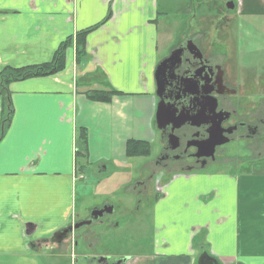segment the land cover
Segmentation results:
<instances>
[{
  "label": "crops",
  "instance_id": "1",
  "mask_svg": "<svg viewBox=\"0 0 264 264\" xmlns=\"http://www.w3.org/2000/svg\"><path fill=\"white\" fill-rule=\"evenodd\" d=\"M182 2L0 0V72L49 62L59 44L111 12L110 20L87 36V60L81 67L75 63L72 42L64 71L10 84L12 116L5 133L0 99V264H36L33 256L39 252L59 251L54 234L80 217L75 208L82 169L75 160L79 129L87 133L84 164L127 167L146 159L133 165V171L157 175L155 155L150 159L152 145L159 144L156 111L160 100L167 104L156 96L155 75L189 31V25H177L170 17L207 15L192 6L181 8ZM262 15L244 11L235 25L251 28L252 20ZM177 32L180 38L174 40ZM212 60L220 62L216 54ZM111 89L121 96L108 104L85 97L88 91ZM131 140L149 145L150 155L128 159L126 143ZM216 178H176L165 188V198L149 208L151 246L145 247L139 237L136 259L128 264H197L203 252L217 264H264V166L236 179ZM144 181L149 185V179ZM138 213L141 217L145 210ZM136 221L139 232L143 227ZM125 227L98 229L99 237L84 241L85 254L95 253L98 240L120 237ZM96 228L92 225L91 231ZM68 250L72 263L71 243ZM10 257L23 261L5 260Z\"/></svg>",
  "mask_w": 264,
  "mask_h": 264
},
{
  "label": "flooded vegetation",
  "instance_id": "2",
  "mask_svg": "<svg viewBox=\"0 0 264 264\" xmlns=\"http://www.w3.org/2000/svg\"><path fill=\"white\" fill-rule=\"evenodd\" d=\"M188 6L197 10L203 7L207 15L188 18V23L194 27L189 25L187 39L177 44L165 58L178 53L179 58L173 63L174 73L170 75L173 79H170V88L163 98L179 120L171 122L162 116L158 126L156 124L161 129L156 128L159 144L157 154L153 157L157 175L151 172L157 183L153 194L155 199H149L151 189L147 182L138 179L131 191L135 201L130 211L109 200L82 211L74 224L59 232L79 224L84 226L71 233L68 231L66 238L61 241V235L52 238L59 250L68 249L70 243L74 246L72 264L134 263L135 255H122L121 258V255H113L114 258L110 256L103 242L99 243L100 240L95 250L101 253L95 251L96 254L87 255V250L79 246L86 240L99 237L98 229H104L105 225L116 227L115 221L123 220L126 221V228L122 238L120 236L116 241L121 244L127 240L120 247L122 251L123 247L126 250L135 249V242L140 235L130 230L138 228L134 223L137 215L135 211H139L142 203L149 205V202L163 200L165 188L176 178L199 179L210 177L206 175L210 174L213 178L236 179L252 173L254 165L264 166V74L253 72L247 75L243 72L247 67L253 69L254 66H260L264 54L259 51L256 59L246 57L239 63L240 56L253 52L250 46L255 41L244 46L239 33L241 27L235 25L238 14L244 11L264 12L261 11L264 10V0H185L181 4V8ZM260 26L264 32V24ZM214 54L218 56V64L213 63ZM188 96H191L190 102L184 100ZM230 153L238 155L236 160L230 158ZM222 167L229 171L222 172ZM104 169L101 165L96 170L100 172ZM150 207L146 208L147 214L148 210L149 214L152 210ZM92 225L97 227L94 232L91 231Z\"/></svg>",
  "mask_w": 264,
  "mask_h": 264
},
{
  "label": "rangeland",
  "instance_id": "3",
  "mask_svg": "<svg viewBox=\"0 0 264 264\" xmlns=\"http://www.w3.org/2000/svg\"><path fill=\"white\" fill-rule=\"evenodd\" d=\"M200 10H205L203 7L200 8ZM171 20L175 21L177 23V25H181V23L183 22V24L186 25V27L188 25L194 27L191 23H188V18H186V16H183L179 13H176L175 15L170 17ZM247 20L248 17H243L240 18ZM264 24V15L259 16L257 18H255L254 20H252L250 27L249 28L247 24H244L242 26V28L239 30V33L242 35V43L244 46H246L247 44L251 45L252 41H255L251 46L250 49L253 52H246L243 54V56L239 57V63L243 62L244 60H246V57L248 58H252V59H256L259 56V50L256 49L255 47L258 46L260 47L262 53L264 54V32L263 27L260 26L258 31L254 32L256 30V28L260 25V24ZM253 30V31H252ZM176 37L174 38V40H177L180 38L179 32L176 33ZM162 54H165V50L162 49L161 50ZM245 74L247 75H251L253 72L257 75L264 74V58L261 59V63L260 66H254L253 69L250 68H246L243 71ZM102 83H105V81H102ZM106 84V83H105ZM152 153H151V157L150 159L157 154V143H155L154 145H152L151 147ZM230 158H232V160H236L237 156L236 154L230 153L229 154ZM252 157V154H250V158ZM146 161V159H142V160H134V162H128L129 165L127 167H123L120 166L121 163H111L110 166H107L104 171H100L98 172L96 170V166L97 164L94 165H86L84 164V162L82 160L78 161V165L79 168L81 167V180H79L76 184V203H75V208L77 213L80 215L82 213V210L84 208H91L95 205H97L98 203H102V201L105 200H109L110 202H113L116 205H120V206H124L127 207L128 211H130V209L134 206V201L135 198L133 197V195L131 194V191L134 187V185L136 184L137 180L140 179L142 181H144V179H149L150 182L149 186L151 189V195L149 196V199H155L154 198V193H155V186L157 185L156 183V179L153 178V176L151 175V172L149 173L148 171H143L141 173V176L138 175V171L134 172L133 170L136 169L139 165L143 164ZM133 165H137V167L133 166ZM254 171H260L261 170V166H257L254 165L253 166ZM222 172H227L229 171L228 168L222 167ZM119 172V173H117ZM223 175H228L230 173H222ZM208 176L211 177L210 174H206ZM236 175H239L236 174ZM144 177V179H143ZM132 178L131 181V185L130 187H126V183H128V181ZM126 187V188H125ZM142 204L144 205V207H142ZM141 206L139 207V209L141 210V213L145 210V213L142 214V216H138L139 213L138 211H135L137 213V215L135 216V220L137 219L136 222L141 223V227L143 228H139V232L137 230H134L133 228H130V230L133 231V234L136 232L137 234H140L139 237H141L143 239V245L145 247H149V245L151 246V232H150V225H149V219H150V214L146 211L147 207L150 208H154L155 206V202L154 203H150L149 205L147 203H142ZM149 211V210H148ZM81 216V215H80ZM116 230L118 231H122V227H125L126 225V221L123 220H116ZM118 226V227H117ZM126 228V227H125ZM142 229V230H141ZM104 233L102 232V237L107 238L109 236V233H107L105 230H103ZM109 232V231H108ZM142 235V236H141ZM119 237L116 239V236L113 234V236H109V238L103 242V246H106V248L109 251V255L113 257V255L115 256H120V258L122 257V255H133L134 253V249H130V250H126L123 247L122 251L120 249L121 246L125 245L127 243L126 241H123L121 244H119V242L117 243L116 240H118ZM120 241V240H119ZM148 241V243H147ZM78 247V246H77ZM63 248V247H62ZM79 248H81L82 250H84V244H81L79 246ZM97 251V250H95ZM102 252V251H101ZM99 250V253H101ZM40 255H34L33 258L36 260V264H72L68 257H69V250L66 249H60L59 251L56 250L55 253H51L50 255L47 252H39ZM114 258V257H113ZM30 259V258H28ZM0 260H2L0 258ZM5 260H8L9 262H15V261H23V258H14V257H10L7 258Z\"/></svg>",
  "mask_w": 264,
  "mask_h": 264
},
{
  "label": "trees",
  "instance_id": "4",
  "mask_svg": "<svg viewBox=\"0 0 264 264\" xmlns=\"http://www.w3.org/2000/svg\"><path fill=\"white\" fill-rule=\"evenodd\" d=\"M111 18V12L108 11L106 16L98 24L76 33L73 37L67 38L64 42L59 44L52 59L49 62L32 65L21 68H5L0 72V99L3 106L2 114V132L8 129L10 118L12 116V108L10 102L9 86L14 82L25 81L33 78H42L56 75L65 69L66 51L74 44L75 63L81 67L87 60L86 55V38L89 34L96 31L101 26L105 25ZM114 96H121V93L111 89L109 91H88L85 97L88 101L108 104ZM77 152L75 154L76 162L81 159L86 160V147H87V133L85 129H79L76 136ZM126 157L128 159L138 157H148L150 155L149 145L142 142L127 141L126 143ZM80 159V160H79Z\"/></svg>",
  "mask_w": 264,
  "mask_h": 264
},
{
  "label": "water",
  "instance_id": "5",
  "mask_svg": "<svg viewBox=\"0 0 264 264\" xmlns=\"http://www.w3.org/2000/svg\"><path fill=\"white\" fill-rule=\"evenodd\" d=\"M177 57H178V53L173 54V57L171 56L170 58H167L166 60H164L157 68L156 75H155L156 89H157L156 96L159 99H162V97H163L162 95L168 90V88H170L169 81H170V79H173L170 75H171V73L172 74L174 73L175 68H173L174 67L173 63L176 62ZM205 94L208 95V93L206 91H205ZM186 99H188V102H190L191 96H188L184 100H186ZM160 101L162 104L160 103L158 105L157 111H156V124H157V126H158L159 120L162 119V116H166L169 119V121H171V122L178 121L179 117L174 116V111L172 110L171 106L169 107V106L163 104L162 100H160ZM157 129L160 130L161 127H158ZM82 226H84V224L75 225L73 227L67 228L66 230H63L62 232L58 231L54 235H61V238H60V241H61L62 239L66 238L68 231L71 233L73 230H76ZM52 242L56 243L55 240H52ZM197 264H217V262L213 258L208 256V254L206 252H203L199 256V258L197 260Z\"/></svg>",
  "mask_w": 264,
  "mask_h": 264
}]
</instances>
